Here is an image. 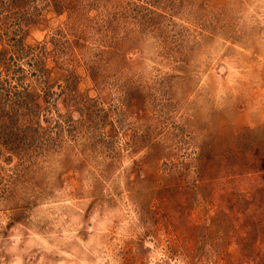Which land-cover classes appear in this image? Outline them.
<instances>
[{
    "label": "rangeland",
    "instance_id": "obj_1",
    "mask_svg": "<svg viewBox=\"0 0 264 264\" xmlns=\"http://www.w3.org/2000/svg\"><path fill=\"white\" fill-rule=\"evenodd\" d=\"M0 264H264V0H0Z\"/></svg>",
    "mask_w": 264,
    "mask_h": 264
}]
</instances>
